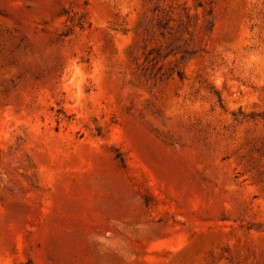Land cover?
Returning <instances> with one entry per match:
<instances>
[{
  "label": "rangeland",
  "instance_id": "rangeland-1",
  "mask_svg": "<svg viewBox=\"0 0 264 264\" xmlns=\"http://www.w3.org/2000/svg\"><path fill=\"white\" fill-rule=\"evenodd\" d=\"M0 264H264V0H0Z\"/></svg>",
  "mask_w": 264,
  "mask_h": 264
}]
</instances>
